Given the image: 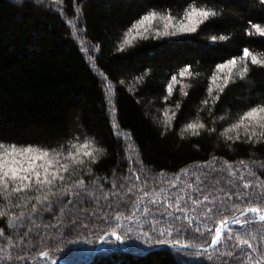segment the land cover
Listing matches in <instances>:
<instances>
[{
    "label": "trees",
    "instance_id": "trees-1",
    "mask_svg": "<svg viewBox=\"0 0 264 264\" xmlns=\"http://www.w3.org/2000/svg\"><path fill=\"white\" fill-rule=\"evenodd\" d=\"M192 6H207L218 15L183 37L125 42L129 29L148 11L181 19ZM73 22L96 50L93 63L75 36ZM252 24L264 27L259 0H0V140L50 149L63 146L67 152L68 142L76 137L80 142L94 137L104 149L91 172L77 171L58 184L56 195L37 213L29 211L35 200L12 201L23 206L10 208L0 218V264H86L97 249L88 264H236L224 254L233 251L237 234L247 239L249 231L264 248V221L248 214L241 219L255 223L232 224L221 242L208 249L220 219L248 207H264L256 198L260 192L255 183L257 178L264 183V142H246L243 135L227 139L235 137L230 125L244 111L264 103V66L250 65L246 77L234 78L222 93L213 92L211 81L216 65L242 56L245 47L264 58V36ZM185 67L188 76L169 92L172 77L178 78ZM105 81L113 87L112 103ZM189 123L204 127L189 129ZM119 132L130 138L135 163ZM241 175L253 181L246 190L252 195L228 200L217 193L212 213L194 215L188 232H173L171 238L202 245L201 256L186 255L179 247L136 254L162 245L137 238L138 230L149 231L153 216L159 215L153 205V214L143 213L150 197L142 198L134 219L126 218L141 195L138 189L175 198L197 177L207 176L220 179L221 186L230 181L241 192ZM77 177L85 181L83 188L76 185ZM7 204L0 199V207ZM11 213L19 217L14 222ZM117 223L124 241L111 235ZM198 225L212 231L200 235L194 231ZM105 232L108 237L100 241ZM42 251L48 255L40 256Z\"/></svg>",
    "mask_w": 264,
    "mask_h": 264
},
{
    "label": "snow or ice",
    "instance_id": "snow-or-ice-1",
    "mask_svg": "<svg viewBox=\"0 0 264 264\" xmlns=\"http://www.w3.org/2000/svg\"><path fill=\"white\" fill-rule=\"evenodd\" d=\"M260 4L264 5V0H259ZM218 13L212 8L207 6H192L183 13V19L178 25L172 23L173 16L169 13L167 15H161L155 10L148 11L139 20H137L129 33L136 30V35H142L143 32L148 31L147 25L152 24L158 16L159 19L166 21L164 24V31H157L158 35L175 34V32L169 33V27H175L176 32H194L197 26L203 23L210 17L217 16ZM251 24V21L249 22ZM252 28L256 33L264 36V27L260 24H252ZM249 34H251L249 32ZM215 39V37H213ZM131 43V41H125ZM123 47V45L121 46ZM243 54L240 57L233 56L224 63L216 65V73L212 75L211 81L216 84L218 92L222 93L225 87L233 81L234 70L236 75L240 79H244L249 72L247 63L240 64L241 61H247L249 58L253 65L264 66V58L254 55L247 47L243 50ZM189 74V69L185 67L180 75L183 77ZM176 79L175 76L172 77ZM168 91H172V85H168ZM219 99V96L216 97ZM205 104L208 101H204ZM204 127L203 124L189 123L187 128L196 130ZM243 129V133H241ZM229 131H235V137L228 136V140H239L241 135L245 138L246 142L260 143L264 142V103L255 104L249 107L246 111L239 116L238 120L230 125ZM104 149L102 146H98L95 143V138H85L80 142L79 137L75 138V142H68V150L65 152L63 146L59 149L35 146L32 144L18 145L14 142L6 143L0 140V199L8 201L7 207H0V218L8 214V210L12 207H22L19 202L12 203L13 200H23L24 204H27L30 200H35L37 203H33L29 209L32 213L40 211V205H46L49 202L50 195H56L53 191L58 187V184H63L69 178H71L77 171L81 174L85 169L89 172L92 171V167L95 163L102 158ZM264 166V165H262ZM232 175H236L235 172ZM250 175H255L250 173ZM139 179V176L136 177ZM238 182L241 184L242 191L236 192L231 186V182H227L225 186H221V180L218 178L205 177L201 179L197 177L196 180L187 185L186 189L172 198L171 196H165L159 192H149L146 190L138 189L141 195L137 197V200L133 204L132 215L126 217L129 220L134 219L135 212L140 211L138 205L143 203V197H150L149 204L144 205L142 211L144 214H153L152 208L149 205L156 206L155 213H158V218L154 215L153 222L150 225V230L145 232L139 229V235L137 238L143 239L145 244H168L171 246L180 247L177 251L184 252L189 256H201L200 249L203 247L200 244H193L191 241L182 240L173 237V232L181 233L188 232L192 229L193 216L200 215L207 217L208 214L213 212L216 206L217 193H221L226 199L230 200L232 196L247 197L252 193L247 192L253 185V181L249 180L246 176H239ZM259 185L260 194L257 195V199L264 202V183H261L259 179L255 181ZM85 184L84 180L77 177L76 185L83 188ZM226 187L228 190H226ZM189 189L191 191H189ZM71 189L68 190L70 192ZM128 192L132 191V188L127 189ZM68 192H65V198H67ZM30 193H38V195H29ZM110 195H115L110 193ZM107 199V197H106ZM120 201H117L119 203ZM111 206V205H110ZM235 207V204H233ZM105 216L108 215L107 209H102ZM255 213L258 221H264V207L259 205L246 208L241 215L245 213ZM23 216V212L20 214ZM19 217L15 213L10 214V222H14ZM120 219V215L115 217ZM229 219L233 224L237 225H251L255 223L251 220H245L241 218H229L225 216L220 219L218 226L215 227L214 235L211 238L209 247L216 246L221 242L222 236L225 233V228L228 225ZM181 225V227H177ZM186 225V226H185ZM122 227L120 223H117L116 228L111 232V235L115 237L117 241H124L126 236L118 232L116 229ZM212 231L211 229H202L201 226H196L194 231L200 235L204 234V231ZM127 231L131 233L132 227H128ZM156 234L162 239H155ZM109 233L105 232L99 237L100 241H104L108 237ZM248 238L245 239L239 234L236 235V243L233 245V251L225 253L228 257H234L236 264H264V248H261L257 243V234L254 231L248 232ZM227 237L231 240L232 230L229 229ZM247 245V248L241 246ZM195 249V251H192ZM239 249V253L236 250ZM40 256H47V252H40ZM6 259H12L11 256ZM17 260H22V257H16ZM223 264H229L228 260H224Z\"/></svg>",
    "mask_w": 264,
    "mask_h": 264
},
{
    "label": "rangeland",
    "instance_id": "rangeland-1",
    "mask_svg": "<svg viewBox=\"0 0 264 264\" xmlns=\"http://www.w3.org/2000/svg\"><path fill=\"white\" fill-rule=\"evenodd\" d=\"M40 1L41 2H44V3H49V4H53L54 3L55 4V1L56 0H40ZM161 15H167V14H161ZM182 19L183 18H181V19L174 18L173 21H172V23L174 25H178ZM165 23H166V21L159 19V16H158V18L154 22H152V24L147 25L148 31L147 32H143L142 35L137 36L135 29H133V31L131 33L128 32V34L126 36V41H131V43H134L135 41H137L139 39L152 38V37L153 38H160V39H162V38H165V39H175V38L183 37L185 35H188V34L193 33V32H176L175 31V27H169L168 28V32L169 33L175 32V34L158 35L157 34V31H159V32H163L164 31V24ZM77 25L78 24L76 22H73L72 23V26L74 27L75 36L77 37V40H78L81 48L83 49V51L87 55L89 61L91 63H93V61H94L93 56L96 53V50H95V48L93 46H90L84 40L82 32L76 27ZM200 25H198L197 28ZM244 63H247L248 64V67L250 65H252L250 58L247 61H241L240 62L241 65H243ZM237 71H238V69L237 70H234L233 79L236 78V77H238L236 75V72ZM187 76L188 75H185V76L182 77L181 75H179V77L176 78L173 81V85L172 86L182 84L183 81H184V78H186ZM105 88H106V91H107V95H108V97H109V99H110V101L112 103L113 96H114L113 95V87H112V85L109 82L105 81ZM212 90H213V92L217 91L216 84H214L213 82H212ZM118 134L124 140L125 147H126V152H127V155L129 157L130 161L132 163H135L136 162V159H137V155H136L134 146H133L130 138L128 137L127 134H125L123 132H119Z\"/></svg>",
    "mask_w": 264,
    "mask_h": 264
},
{
    "label": "water",
    "instance_id": "water-1",
    "mask_svg": "<svg viewBox=\"0 0 264 264\" xmlns=\"http://www.w3.org/2000/svg\"><path fill=\"white\" fill-rule=\"evenodd\" d=\"M242 212H243V211H241V212L235 214V215L232 216L231 218H242V217H244V216H246V215H248V214H252V215L256 216L255 213H250V212L245 213V214L242 216V215H241ZM232 224H233V223L231 222V219H229L228 225L226 226L225 230H226L229 226H231ZM167 247H180V246H179V245H177V246H171V245H168V244H162V245L156 246V247H154V248H152V249H149V250H146V251H143V252H136V254H139V255H141V254H147V253H149V252H152V251H155V250H158V249H161V248H167ZM214 247H215V246H212V247H209L208 249H212V248H214ZM193 250H195V249H193ZM200 250H204V248H201ZM98 251H99V250L97 249V250L94 252V254L92 255V257L87 261L86 264H88V263H90V262L93 261L95 255L98 253Z\"/></svg>",
    "mask_w": 264,
    "mask_h": 264
}]
</instances>
